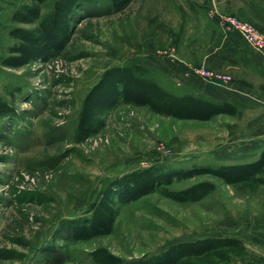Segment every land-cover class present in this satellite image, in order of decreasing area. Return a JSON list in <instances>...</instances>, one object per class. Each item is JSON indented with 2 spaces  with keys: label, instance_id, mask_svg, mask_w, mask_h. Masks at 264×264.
<instances>
[{
  "label": "rangeland",
  "instance_id": "374dc122",
  "mask_svg": "<svg viewBox=\"0 0 264 264\" xmlns=\"http://www.w3.org/2000/svg\"><path fill=\"white\" fill-rule=\"evenodd\" d=\"M53 1L43 5V14ZM225 8L220 0H132L122 7L113 0L84 2L65 48L19 67L2 63L18 42L9 30L35 24L3 17L0 101L13 113L0 117V264H95L90 253L100 246L137 260L217 231L228 214L240 219L263 206L264 185L252 188L199 175L169 186L177 190L213 180L215 190L199 201L179 202L158 189L121 204L109 234L75 241L68 230L87 221L102 192L132 171L154 164L218 167L259 158L264 147L253 125L256 106L202 121L121 102L102 114L97 133L76 138L84 97L106 68L139 63L142 74L160 78L144 60L188 56L193 49L201 56V48L208 53L221 28L214 10L250 20L247 5L229 0ZM170 88L177 89L174 83Z\"/></svg>",
  "mask_w": 264,
  "mask_h": 264
},
{
  "label": "trees",
  "instance_id": "16d2710c",
  "mask_svg": "<svg viewBox=\"0 0 264 264\" xmlns=\"http://www.w3.org/2000/svg\"><path fill=\"white\" fill-rule=\"evenodd\" d=\"M93 0H54L52 8L43 14V5L48 0H27L12 14V21L35 24L26 28L19 24L10 28L9 34L18 39L11 46L10 54L2 63L19 67L33 60L46 61L61 52L68 43L78 11L84 3ZM132 0H113L118 7ZM137 64L117 65L106 68L98 81L84 97L77 123L78 141L95 134L104 124L102 114L117 104L129 103L147 106L151 111L179 119L207 121L218 115H236L239 108L228 101H214L192 91L176 92L163 86L156 77L141 73ZM13 113L12 107L0 101V117ZM210 175L226 184L250 186L264 185V149L253 161L194 166L190 168L165 169L162 164L132 171L113 181L94 203L92 215L83 223L73 224L68 230L70 239L86 241L109 234L121 204L135 201L142 196L163 189L165 194L179 202L199 201L216 188L210 179L197 181L181 189H170L175 181ZM115 187V188H114ZM243 248L238 235L202 237L196 240L178 241L161 252L137 260H127L115 255L104 246L90 253L95 264H213L223 261L229 254H239Z\"/></svg>",
  "mask_w": 264,
  "mask_h": 264
},
{
  "label": "crops",
  "instance_id": "0c3cea01",
  "mask_svg": "<svg viewBox=\"0 0 264 264\" xmlns=\"http://www.w3.org/2000/svg\"><path fill=\"white\" fill-rule=\"evenodd\" d=\"M228 1L220 0L225 10V4H228ZM231 1H238L240 5L251 7L252 13L248 12L247 18L250 19L248 21L255 22L254 24L264 34V0ZM18 3L19 0H0V26L4 22L3 17L12 19ZM219 34V40H215L208 53H205L203 48L199 50L201 56H196L198 52L193 49L194 52L188 56L161 58L153 55L146 58L144 62L152 70L161 74V77L156 79L163 86L170 88V85L174 83L176 92L192 91L214 101H228L240 110L256 106L257 111L252 115L256 118V124L253 125H256L254 129L258 131L259 136H263L259 145L262 148L264 147V54L251 48L236 33H228L221 27ZM201 62H208L215 69L230 74L231 81L216 83L206 81L195 74H187L190 65ZM231 234L238 235L242 239L241 252L239 254L231 252L226 260H217L213 264H264V202L258 210L244 212L240 219L228 214L224 223L215 232L185 240Z\"/></svg>",
  "mask_w": 264,
  "mask_h": 264
},
{
  "label": "built area",
  "instance_id": "2783aa9c",
  "mask_svg": "<svg viewBox=\"0 0 264 264\" xmlns=\"http://www.w3.org/2000/svg\"><path fill=\"white\" fill-rule=\"evenodd\" d=\"M215 12L225 31L238 34L251 48L264 54V34L258 27L235 15L219 13L217 10H214ZM187 74H195L206 81L216 83H228L232 79L230 74L210 68L205 63L190 65Z\"/></svg>",
  "mask_w": 264,
  "mask_h": 264
}]
</instances>
